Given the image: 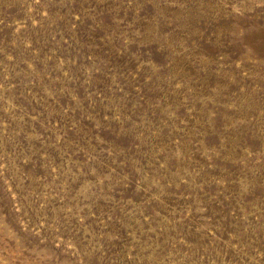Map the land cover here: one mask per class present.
I'll list each match as a JSON object with an SVG mask.
<instances>
[{"label": "rangeland", "instance_id": "rangeland-1", "mask_svg": "<svg viewBox=\"0 0 264 264\" xmlns=\"http://www.w3.org/2000/svg\"><path fill=\"white\" fill-rule=\"evenodd\" d=\"M0 264H264V0H0Z\"/></svg>", "mask_w": 264, "mask_h": 264}]
</instances>
